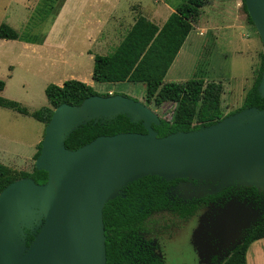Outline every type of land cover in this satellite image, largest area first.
Wrapping results in <instances>:
<instances>
[{
    "label": "water",
    "instance_id": "obj_1",
    "mask_svg": "<svg viewBox=\"0 0 264 264\" xmlns=\"http://www.w3.org/2000/svg\"><path fill=\"white\" fill-rule=\"evenodd\" d=\"M243 2L264 54V0ZM257 91L263 98L264 71ZM119 115L142 122L145 133L98 136L76 150L65 147L79 127ZM159 122L150 108L123 95H93L79 106L56 107L34 161L46 182L22 178L0 192V264H106L103 207L146 176L181 180L173 189L195 199L230 186L264 191V109L246 108L211 126L165 137L152 127ZM237 213L247 216L240 218L245 225L258 211ZM26 230L33 234L28 245ZM228 230L232 238L240 233L234 226Z\"/></svg>",
    "mask_w": 264,
    "mask_h": 264
},
{
    "label": "rangeland",
    "instance_id": "obj_2",
    "mask_svg": "<svg viewBox=\"0 0 264 264\" xmlns=\"http://www.w3.org/2000/svg\"><path fill=\"white\" fill-rule=\"evenodd\" d=\"M61 1L51 0L49 3L48 0H0V24L9 25L21 36H24L27 29L32 30L35 27L31 36L37 37L39 29L43 28L44 24L45 28L50 17L56 15ZM151 1L111 0V7L116 2V12L119 14L122 13L127 17V14L133 10L138 13L134 18L137 16L147 17L146 15L151 9ZM186 1L161 0L160 2L164 8L173 13L178 6ZM234 1H208L164 78V83H182L190 79L221 83L223 87L221 106L225 115L242 106L246 92L254 81L260 54L263 53L260 38L255 28L248 23L241 0H238L237 7ZM91 2L93 0L87 4L89 5ZM138 2L143 3L140 9L137 8ZM223 2L232 6L228 7ZM46 4H50L52 9L42 19ZM223 9L228 13V17L227 15L223 17ZM165 15L167 17L168 11ZM81 18L84 19L83 16ZM162 21H164L163 18L154 23L160 26L164 23ZM104 27L110 29V27H115V23L110 21ZM124 27H128L127 20L123 24ZM123 28L118 31L119 38L127 31L124 32ZM233 30L239 34L235 35L237 39L233 36L230 43L228 36ZM86 33L88 32L84 26L76 27L71 32L65 31V36L69 39L65 43L63 54L52 55L45 50H39V59L36 56L37 61L32 62L30 60H34L32 58L35 55H32L31 51H24L23 55H19L13 50L14 46L0 43V80L5 83L2 96L17 102L19 107L26 111L24 115L16 112L14 108H5L0 105L1 165L8 166L18 172L32 170L34 150L41 142L45 128L32 114L41 107L47 106L45 88L50 84L60 86L64 81L74 79L73 77L85 76L83 79H86L90 69L81 72L83 69L81 64H84L87 59L86 51L99 56L108 55L114 51L115 46H109L106 47V50L99 51L95 39L89 40L86 38ZM103 33L105 34L107 31ZM239 37L243 40L240 41ZM62 58H65L66 61L62 62ZM91 87L101 96L106 94L123 95L142 103L159 118L168 121L176 107L174 103H165L160 107L153 103L146 104L144 100L145 85L142 83L98 84L92 81ZM194 185H197L195 181ZM173 191V197L178 201L186 202L195 199L187 197L183 189L177 188ZM207 210L210 209L199 210L184 224L167 214H156L152 217V224L156 223L155 232H153V236L150 235L146 238L156 245L157 253L161 258L163 257L164 264H220L237 244L236 241L239 237H230L229 235L232 233L231 230H228L229 227L234 226L241 233L242 229L249 228V225L259 217L257 214L255 218L252 217L244 225L240 218L245 219L247 216L234 212L236 209L227 208L220 212V209L213 208L211 210L213 215L216 212L220 213L207 227L208 218L206 217L210 216ZM167 224L168 226H166ZM242 225L247 227L241 228ZM222 241L224 244L221 247L219 242ZM212 257L215 258L212 260Z\"/></svg>",
    "mask_w": 264,
    "mask_h": 264
},
{
    "label": "trees",
    "instance_id": "obj_3",
    "mask_svg": "<svg viewBox=\"0 0 264 264\" xmlns=\"http://www.w3.org/2000/svg\"><path fill=\"white\" fill-rule=\"evenodd\" d=\"M48 1L51 2V0ZM208 1L187 0L176 8L161 27L138 16L112 53L106 56L96 55L94 58L92 74L94 82L142 83L145 85L146 104L153 103L157 107L165 103L176 105L169 121L160 118L159 124L152 126L158 133V137L208 127L246 108L264 109V97L262 98L257 91L264 71L263 53L260 54L254 81L246 92L242 106L226 115L223 114L221 106L223 93L221 83L205 82L203 79H190L182 83H164L169 68ZM242 4L246 19L253 26L243 0ZM51 9L50 4L45 5L42 19L49 14ZM31 33L32 30L27 29L24 36H21L9 25L0 24V39L37 42V37L31 36ZM4 87L5 83L0 80V93ZM44 92L47 106L41 107L33 114V117L44 127L49 122L53 110L59 105L79 106L86 98L99 95L91 86L77 80H67L61 86L50 84ZM102 96H109V94ZM0 105L14 108L23 114L26 113L25 109L19 107L17 103L7 101L2 97H0ZM127 132L145 133V130L142 122L132 123L126 115H119L103 122L90 121L70 134L65 140V147L69 150H76L98 136ZM40 148L39 143L33 156L34 161L39 155ZM22 178H32L36 183L43 184L47 180V174L36 170L34 165L30 172H18L0 164V192L10 183ZM180 181H165L157 176H146L127 184L114 200L105 204L103 223L106 237V264H161L158 258L149 260V255L138 257L135 254L140 233L147 230L148 223L152 221L151 217L156 214L171 213L179 221H187L200 208L212 203L228 190L237 187L230 186L198 200L176 203L170 199L168 192L171 186ZM248 189L254 193L259 192L255 188ZM25 233L28 245V242L33 239V234L27 230ZM262 238H264V209L260 220L247 231L242 242L236 245L220 264H246L245 255L248 246ZM127 250L130 252L127 253Z\"/></svg>",
    "mask_w": 264,
    "mask_h": 264
},
{
    "label": "crops",
    "instance_id": "obj_4",
    "mask_svg": "<svg viewBox=\"0 0 264 264\" xmlns=\"http://www.w3.org/2000/svg\"><path fill=\"white\" fill-rule=\"evenodd\" d=\"M89 1L90 0H62L59 5L58 12L56 13V15L54 14L52 17H50L51 19L49 22H47L48 25L45 28H44L45 26L44 24L42 26L43 28L39 29V36H37V42L35 43H29V42L20 41V40H4V39H0V43L3 45L8 44L11 47L14 46L15 49L13 50L19 55H23L24 51L25 52L31 51L32 55H35V57L32 58L34 60H30V62L35 61V60L37 61L36 56L39 59V50H45L48 54L51 53L52 55L63 54L65 43L69 39L68 37L65 36V31L68 30V32L69 31L71 32L76 27L84 26V28L88 32L86 33L87 34L86 38H89V40L95 39V43L97 44L99 51H104L106 50V47H109V46H115L116 48L122 41L123 37L125 36L123 35L124 34L123 33L121 37L119 38L120 35L119 36L117 35L119 34L118 31L122 30L123 24L125 23L126 20H127L128 27H124L123 29H124V32L126 30L128 31L131 28V26L134 24L135 20L138 18V16L137 18H134L136 17L138 13H135L132 10L127 14V17H126L122 13L119 14V12H116V2L114 6L111 7V4H112L111 0H93V2H91L88 5L87 2ZM160 1L161 0H158L159 2L158 3L157 0H152L151 9L148 11V14L146 15L147 17H144V16L142 17L152 22L153 24H155L154 22L160 19L162 20L163 18L164 21L162 22L165 23V21L168 19V17L171 15L172 12L168 10L167 8H164L162 6V2ZM223 3L226 4V6L228 7L232 6V5L231 6L227 5V2L226 3L223 2ZM234 3H235V6L237 7L239 1L235 0ZM241 3H242V0H241ZM137 6H138L137 8L140 9L142 8L143 3L138 2ZM166 11H168L167 17L165 15ZM222 15L223 17L226 15L228 17V13H226L224 9H223ZM82 16L84 17V19L81 18ZM130 20H131V23H129ZM110 21H113L115 23V27H110V29L108 28L105 29L104 26ZM162 25L158 27H161ZM32 30L34 31L35 27H33ZM104 31H107V33L104 34L103 33ZM236 34H239V33L235 32L234 30L230 31L229 36H228L229 37L228 42L231 43L232 37L235 36ZM235 38L237 39L236 36ZM239 40L241 41L243 39L239 37ZM85 55L87 56V59L84 64H81L83 68L81 72L88 71L90 69V73L87 74L86 79H83L85 76L84 77L80 76L77 78L73 77L74 79H71V80L76 79L77 81H80L84 84L86 83V85L91 86L92 81L94 82L92 78V74H93V68H94V58L96 55L91 54L90 51H86ZM61 61L65 62L66 59L62 58ZM63 83H61L60 86ZM98 84H101V83H98ZM2 92L0 93V97H2L3 99L7 101H10L2 96ZM11 102L17 103L15 101H11ZM16 112L23 114L22 112H19L18 110H16ZM36 151H37V147H36V150H34V154L36 153ZM245 259H246V264H264V238L256 240L248 246Z\"/></svg>",
    "mask_w": 264,
    "mask_h": 264
},
{
    "label": "flooded vegetation",
    "instance_id": "obj_5",
    "mask_svg": "<svg viewBox=\"0 0 264 264\" xmlns=\"http://www.w3.org/2000/svg\"><path fill=\"white\" fill-rule=\"evenodd\" d=\"M177 183H175V184H177ZM175 184L173 186H171L172 188L169 189L168 194H169L170 199L172 201H175L176 203H181L182 201H178V200L174 199V197H173L174 196V194H173V192H174L173 191V187L175 186ZM262 194H264V193L263 192H261V193H259V192L258 193H254L252 190H249L248 188H243V187L237 188V187H235V189L228 190L221 197L216 198L212 203H209L207 206L202 207L199 210H201V209H207V208L210 209L209 211L207 210V213H209L210 216H212L211 217L212 219L211 220L209 219L210 216H207L206 217V218H208L207 223H206V226L207 227H208L209 223H211L212 220H215L217 218V216L219 215V213L222 210L227 209V208L228 209H232V208L233 209H236L237 212L238 211H243L245 209L248 210V212L258 211L259 212L258 213L259 214L258 219L256 221L252 222L249 225L250 227H252V226H254L260 220L261 215H262V211L264 209V195H262ZM192 200H196V199H192ZM182 203H185V202H182ZM213 208L214 209H217V210L220 209V212L218 214L216 212L213 215V213L211 211V210H213ZM198 211H196V213ZM164 214H167L169 216L171 215L172 218H174L176 221H178L180 223H183V224L188 221V220L187 221H179L177 219V217L175 215H172L171 213H163L162 215H164ZM194 215L192 217H194ZM155 224H152V221L150 220V222L147 225V230H143L140 233V238H139L138 243H137V246H136V253L135 254L138 257H139V255H144V256L149 255V260H154V259L158 258L159 261L161 262V264H164L163 257L161 258L160 255L157 253V250L158 249H157L156 245H154L150 241L149 238L148 239L146 238L147 236H150V235L153 236L154 235L153 232H155V230H154ZM166 226H168V224ZM250 227L241 230V233L238 235L239 237H238V240L236 241L237 242L236 245L240 244L242 242V240L246 237L247 231L250 229ZM241 228H243V226H241ZM219 244H220L219 246L222 247L224 243L222 241V242H219ZM219 246H218V248L220 249ZM230 251L228 252V255H229ZM129 252L130 251L127 250V253H129ZM214 258L215 257H212L211 259L213 260Z\"/></svg>",
    "mask_w": 264,
    "mask_h": 264
}]
</instances>
